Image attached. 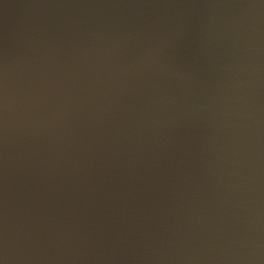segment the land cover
I'll return each instance as SVG.
<instances>
[{
  "label": "water",
  "instance_id": "1",
  "mask_svg": "<svg viewBox=\"0 0 264 264\" xmlns=\"http://www.w3.org/2000/svg\"><path fill=\"white\" fill-rule=\"evenodd\" d=\"M0 264H264V0H0Z\"/></svg>",
  "mask_w": 264,
  "mask_h": 264
}]
</instances>
